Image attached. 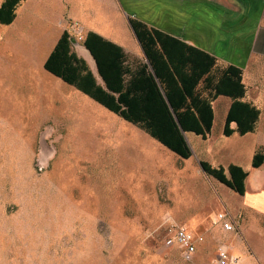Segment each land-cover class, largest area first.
<instances>
[{"label":"rangeland","instance_id":"obj_1","mask_svg":"<svg viewBox=\"0 0 264 264\" xmlns=\"http://www.w3.org/2000/svg\"><path fill=\"white\" fill-rule=\"evenodd\" d=\"M256 62L257 103L264 107V58ZM94 107L62 125L60 116L52 120L46 169L36 168L39 143L32 159H0V264H216L220 248L235 264H264V194L244 197L200 165V159L238 164L251 176L246 187L263 189L264 174L256 172L264 163L251 165L264 147L261 123L254 136H225V109L216 103L208 138L186 134L193 154L185 159L118 114ZM222 212L233 231L218 221ZM178 225L193 234L190 259L177 243L166 244Z\"/></svg>","mask_w":264,"mask_h":264},{"label":"crops","instance_id":"obj_2","mask_svg":"<svg viewBox=\"0 0 264 264\" xmlns=\"http://www.w3.org/2000/svg\"><path fill=\"white\" fill-rule=\"evenodd\" d=\"M131 18L204 49L220 64L242 68L246 99L260 108L258 124L264 127V107L257 103L256 62L264 58V0H24L13 22L0 25V159H32L42 131L51 130L53 119L60 116L61 124L69 116L77 119L95 105L102 106L46 70L63 33L76 24L84 38L90 31L97 33L123 47L128 60H144ZM84 38L78 40L82 45ZM73 49L104 84L90 51ZM216 103L227 117L232 99L220 96ZM255 131L241 136H254ZM262 173L263 169L256 172L260 178ZM252 182L256 184L255 175ZM251 194L262 195L264 188L256 192L246 188L244 197Z\"/></svg>","mask_w":264,"mask_h":264},{"label":"trees","instance_id":"obj_3","mask_svg":"<svg viewBox=\"0 0 264 264\" xmlns=\"http://www.w3.org/2000/svg\"><path fill=\"white\" fill-rule=\"evenodd\" d=\"M23 1L0 3V25L13 22ZM130 22L146 55L144 60H128L123 47L97 33L90 31L83 39L104 84L98 83L88 62L77 56L68 30L57 41L45 64L46 70L185 159L193 154L186 134L192 132L208 138L215 117L213 102L220 96L232 99L223 127L225 136L256 130L261 110L246 99L248 88L243 82L242 68L220 64L216 56L204 49L140 19L131 18ZM263 163L264 147L254 154L251 165L259 168ZM200 165L205 174L234 192L245 194L249 171L244 167L233 163L217 166L201 159Z\"/></svg>","mask_w":264,"mask_h":264},{"label":"built area","instance_id":"obj_4","mask_svg":"<svg viewBox=\"0 0 264 264\" xmlns=\"http://www.w3.org/2000/svg\"><path fill=\"white\" fill-rule=\"evenodd\" d=\"M79 26L76 24H73L71 26V30L75 33L79 34L80 37H78V40H81L83 36L79 33ZM36 168H38V171H42L43 169H46V166H41L39 164L38 157L36 158ZM222 227L226 230H234V225L232 218L229 216L228 213L222 212L219 214V220H218ZM174 243H177L183 250V254L187 259H190L194 253L196 252V243L193 237V234L188 232L186 228H184L181 225L175 226L172 230V235H170L166 239L167 245H173ZM229 250L226 248H220L218 252L217 262L216 264H235V258L231 257L229 254Z\"/></svg>","mask_w":264,"mask_h":264},{"label":"water","instance_id":"obj_5","mask_svg":"<svg viewBox=\"0 0 264 264\" xmlns=\"http://www.w3.org/2000/svg\"><path fill=\"white\" fill-rule=\"evenodd\" d=\"M70 40H71V43H72V46H74V48H81V49H85V50H88L90 51L85 45H82L77 38H75V35L71 36L70 37ZM50 129H46L44 130V132L41 134V141H40V144H41V147L43 149H41L38 153V160H39V164L41 166H49V159L51 157V154L49 152V149H46L45 150V144L47 143V137L48 135L50 134ZM45 146V147H44Z\"/></svg>","mask_w":264,"mask_h":264},{"label":"bare ground","instance_id":"obj_6","mask_svg":"<svg viewBox=\"0 0 264 264\" xmlns=\"http://www.w3.org/2000/svg\"><path fill=\"white\" fill-rule=\"evenodd\" d=\"M264 171V170H263Z\"/></svg>","mask_w":264,"mask_h":264}]
</instances>
